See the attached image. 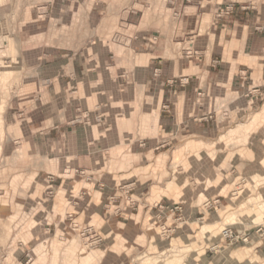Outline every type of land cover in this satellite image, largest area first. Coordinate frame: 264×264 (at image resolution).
I'll list each match as a JSON object with an SVG mask.
<instances>
[{"label":"rangeland","instance_id":"rangeland-1","mask_svg":"<svg viewBox=\"0 0 264 264\" xmlns=\"http://www.w3.org/2000/svg\"><path fill=\"white\" fill-rule=\"evenodd\" d=\"M230 5L233 13L224 9ZM234 13L253 23L221 41L219 22ZM235 39V52H224ZM219 51L264 55V0H0V264H264V254L241 260L218 240L223 228L264 227V101L247 105L227 88L202 117L213 122L210 131L175 127L167 139L158 106L141 104L137 55L179 69L202 67ZM52 55L114 59L101 61L80 97L53 102L42 92L55 71L45 69ZM118 61L124 66L114 67ZM194 98L187 100L194 115L205 114L204 100ZM128 99L129 107L110 104ZM95 105L106 106L101 117ZM57 107L67 109L61 121L70 130L104 132L101 145L77 146L85 154L75 160V150L49 141ZM134 201L132 213L161 211L169 224L182 213L174 225H192L189 243L199 245L185 250L183 234L170 245L158 226L144 233L120 224ZM208 207L210 216L198 220ZM95 237L100 245H91ZM203 243L206 254L195 250Z\"/></svg>","mask_w":264,"mask_h":264},{"label":"crops","instance_id":"crops-1","mask_svg":"<svg viewBox=\"0 0 264 264\" xmlns=\"http://www.w3.org/2000/svg\"><path fill=\"white\" fill-rule=\"evenodd\" d=\"M231 13H233V11ZM250 23H253L252 18H248L246 13H241L239 15L234 13L231 17L221 19L219 22L220 33H222L221 41L225 40L229 35L242 33ZM236 42H238V39L232 41L230 50H228L229 48L222 50L224 52L231 51V54H233L232 49L233 46L236 45ZM221 54L222 53L219 51L218 55H209L208 60L204 57V64L202 67L196 64V66L192 68L181 67L179 69H171V67L159 69L157 66L163 64L161 61L163 60V57L149 54L137 55L136 59L141 62L142 65L138 63L136 68L142 69L145 73V80L139 88L143 94L142 98H144L143 101H141V104L143 103L144 107L148 108L153 106L155 111H157L158 106V120L160 124V136L162 139H167L172 136L175 127L177 130L185 129L187 132L191 130L192 132H199L202 134L210 131L214 126L213 122L209 123L207 119H202V117L213 114L211 111L213 97L227 91V88L228 90L237 93L240 100L247 105L252 106L248 101L250 97H252V100L254 101L253 105L264 101V55ZM107 59L113 60L114 55H52V58L48 59L45 69H53L55 71H53V75L47 79L48 84L46 88L50 87V89H44L42 92H45L46 96L52 99L53 102L56 100L59 102L60 99L63 100L66 97L69 98L71 93H74V95L78 94L80 97V93L86 90L85 85L87 86L88 84L87 77L94 73H101V69H103L100 68L102 64L101 61H104V65L106 66V63L109 62H106ZM196 60L199 59L197 58ZM230 60L234 62L233 65H231ZM200 61L201 59L199 62ZM250 61H257L258 67L249 65L248 62ZM124 64L123 61H118L114 63V67L119 65L124 66ZM223 64L227 67H223ZM111 65H113V61ZM114 67L112 66L109 67V69H106L112 70ZM67 77L69 78V81H67ZM123 86L124 84L119 87ZM99 90L101 91V89ZM125 90H128V87L123 88V91ZM102 92L104 91L102 90ZM199 92H201L200 96L198 95ZM259 94L262 95L260 98L257 97ZM195 95L204 100L203 103L200 104V107L198 106V109L206 111L203 115H194L193 112L195 108L197 109V105L191 104V106H189L187 103V100H193ZM197 97L194 98V100H198ZM134 101L135 100L128 99L127 101H112L110 104L111 106L122 104V106L129 107ZM105 107L106 106L95 105L93 108L101 117L102 114L99 110H103ZM66 110L65 107H57L56 111L53 113L54 117L58 118V125L51 126L47 129V139L49 141H57L58 145L61 146L66 144L68 148H66L67 151H74L77 146H80V148L86 147L85 150H89L90 144L93 145L92 150H95L94 145H101L104 138H106L105 133L100 131L77 133L78 131L74 129L76 125H73L74 130H70L69 128H71L70 126H72V123L61 121L62 116L66 114ZM50 117L52 116L50 115ZM214 118L216 121L217 116H214ZM46 120L47 118L43 113V123H45ZM167 130L169 131L167 132ZM155 150H157V144L152 148V151ZM75 153V160L78 158V155L85 154L84 152H76V150ZM218 203L219 201L217 200L214 202V205L211 206H218ZM134 205L135 201L132 202V205L129 208L130 212L124 213L123 215V218L124 220H127V223L119 222L120 224L128 226L129 228L137 226V228L144 233L149 232V230H147L149 229V225L156 229L158 226L160 236L166 237L167 240L170 239V245L173 244V241H178L177 237L173 239V237L176 236V232H178L183 234V237L186 238L185 250L191 248L187 245L192 247L199 245L197 240H193L189 243V240L194 237V230H192L191 227L192 225L186 224L184 228L179 227V225H177L178 223L174 225V222L182 220V213L181 215H178V213L176 214L178 218L177 220H168L170 222L169 224L166 222L167 216L161 211L154 213L152 210H149L143 214L139 212L137 214L132 213L131 208L134 207ZM210 207L197 211V213L202 216L198 220H203L207 216H210L209 211H207ZM170 218H172V215ZM259 228H261L262 233L256 232ZM210 229H215V226H210ZM231 230L235 235L243 237L249 236L251 240L246 244L239 242L235 245H229V243L223 239L221 233H219V242L226 246L224 251L228 252V250L235 248L236 251L233 253L241 260L250 259L255 260L254 262L256 263L257 261L262 260L261 257L264 254V227L253 225L241 230ZM207 245L208 244L203 243L195 250H204L203 252L206 254V252L209 251ZM155 248H157V244L155 245Z\"/></svg>","mask_w":264,"mask_h":264},{"label":"built area","instance_id":"built-area-1","mask_svg":"<svg viewBox=\"0 0 264 264\" xmlns=\"http://www.w3.org/2000/svg\"><path fill=\"white\" fill-rule=\"evenodd\" d=\"M224 9L226 11L228 10L231 13L232 10H233V5H230L229 7H225ZM221 10H223V9L221 8ZM186 55H191V53L189 51H187ZM195 55H196V53H195ZM198 95L200 96L201 92H199ZM261 96L262 95H260V94L257 95L258 98H260ZM248 101H249L250 104L253 105L254 101L252 100V97H250V99ZM174 210H177V208H174L173 211ZM256 232L257 233H262L261 232V228H259ZM220 233H221L223 239L226 240L229 243V245H235V244H237L239 242L243 243V244H246V243H248L251 240L249 236H244L243 237V236L235 235L230 228H223ZM101 242H102V239L95 237V239H93V242H91V245H100Z\"/></svg>","mask_w":264,"mask_h":264},{"label":"bare ground","instance_id":"bare-ground-1","mask_svg":"<svg viewBox=\"0 0 264 264\" xmlns=\"http://www.w3.org/2000/svg\"><path fill=\"white\" fill-rule=\"evenodd\" d=\"M256 117H257V116H256ZM256 117H255V118H256ZM257 213H258V214L254 216V220L260 219V217H259L260 213H259V212H257ZM249 216H250V215H249ZM227 221H228V220H227Z\"/></svg>","mask_w":264,"mask_h":264}]
</instances>
